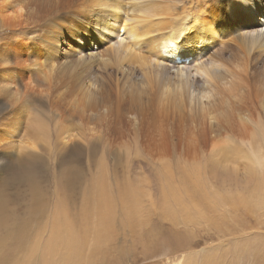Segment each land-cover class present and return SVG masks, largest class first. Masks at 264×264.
<instances>
[{
  "label": "bare ground",
  "instance_id": "bare-ground-1",
  "mask_svg": "<svg viewBox=\"0 0 264 264\" xmlns=\"http://www.w3.org/2000/svg\"><path fill=\"white\" fill-rule=\"evenodd\" d=\"M262 6L264 0H0V114L10 108L3 127L17 138L21 155L51 134L66 144L100 128L122 141L127 127L131 134L135 128L125 121L130 115L141 117L137 142L162 150L160 159L177 140L192 152L183 157L199 159L212 140L213 151L221 148L223 129L242 143L253 141V119L243 122L236 102L247 97L264 119V11L251 14ZM236 12L248 15L228 16ZM84 35L86 54L75 48ZM103 103L107 114L94 110ZM259 151L247 153L251 174L264 164ZM105 194L101 187L100 198ZM168 194L179 204L174 189ZM65 211L47 247L67 236L72 222ZM15 226L22 240L28 220ZM0 264L8 262L0 258Z\"/></svg>",
  "mask_w": 264,
  "mask_h": 264
},
{
  "label": "rangeland",
  "instance_id": "rangeland-1",
  "mask_svg": "<svg viewBox=\"0 0 264 264\" xmlns=\"http://www.w3.org/2000/svg\"><path fill=\"white\" fill-rule=\"evenodd\" d=\"M263 11L264 6L251 14ZM236 14L248 15L228 16ZM87 38L75 45L78 52H90ZM1 43L0 34V48ZM8 49L16 53L12 45ZM236 105L244 111L243 122L253 119L255 139L242 143L236 132L223 129L221 148L213 151L212 140L199 159L183 157L192 152L178 140L166 144L168 158L157 157L162 150L137 142L139 115L126 117L135 128L131 134L127 127L122 141L100 128L66 144L51 134L21 155L17 138L3 127L8 108L0 114V258L8 264H264V164L251 174L246 159L252 148L264 153V119L253 113L247 97ZM108 109L103 103L94 110ZM217 125L212 122V137ZM62 207L72 228L59 246L47 247L54 225H61ZM110 213V225L101 232ZM26 220L20 240L15 225Z\"/></svg>",
  "mask_w": 264,
  "mask_h": 264
},
{
  "label": "water",
  "instance_id": "water-1",
  "mask_svg": "<svg viewBox=\"0 0 264 264\" xmlns=\"http://www.w3.org/2000/svg\"><path fill=\"white\" fill-rule=\"evenodd\" d=\"M1 102V101H0Z\"/></svg>",
  "mask_w": 264,
  "mask_h": 264
}]
</instances>
